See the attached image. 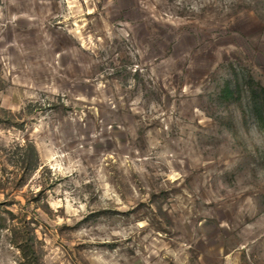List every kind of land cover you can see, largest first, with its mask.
I'll use <instances>...</instances> for the list:
<instances>
[{
    "label": "rangeland",
    "instance_id": "374dc122",
    "mask_svg": "<svg viewBox=\"0 0 264 264\" xmlns=\"http://www.w3.org/2000/svg\"><path fill=\"white\" fill-rule=\"evenodd\" d=\"M0 264H264V0H0Z\"/></svg>",
    "mask_w": 264,
    "mask_h": 264
},
{
    "label": "trees",
    "instance_id": "16d2710c",
    "mask_svg": "<svg viewBox=\"0 0 264 264\" xmlns=\"http://www.w3.org/2000/svg\"><path fill=\"white\" fill-rule=\"evenodd\" d=\"M223 92H224L223 96L225 97L233 95V90L228 85L225 86V89L223 90Z\"/></svg>",
    "mask_w": 264,
    "mask_h": 264
}]
</instances>
